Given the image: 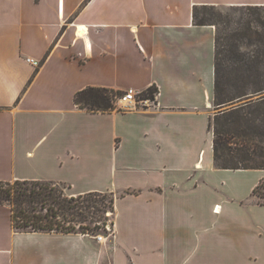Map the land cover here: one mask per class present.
Segmentation results:
<instances>
[{
	"label": "crops",
	"instance_id": "crops-1",
	"mask_svg": "<svg viewBox=\"0 0 264 264\" xmlns=\"http://www.w3.org/2000/svg\"><path fill=\"white\" fill-rule=\"evenodd\" d=\"M197 5L264 0H0V181L115 195L105 240L19 231L0 203V264H264V169L215 164L217 29ZM88 86L138 100L92 112Z\"/></svg>",
	"mask_w": 264,
	"mask_h": 264
},
{
	"label": "trees",
	"instance_id": "trees-1",
	"mask_svg": "<svg viewBox=\"0 0 264 264\" xmlns=\"http://www.w3.org/2000/svg\"><path fill=\"white\" fill-rule=\"evenodd\" d=\"M229 7L245 13L233 22L215 5H197L193 10L195 24L217 29L216 112L209 123L214 132V160L219 168L264 169V5ZM124 92L88 86L76 93L75 102L92 112L111 111L120 109L117 102ZM157 92L158 87L151 86L140 96L154 99ZM226 106L231 107L222 109ZM65 188L45 180L0 181V203L11 207L19 231L94 233L107 231L108 219L113 226L112 193L73 195L65 193ZM253 193L264 204V179Z\"/></svg>",
	"mask_w": 264,
	"mask_h": 264
},
{
	"label": "rangeland",
	"instance_id": "rangeland-1",
	"mask_svg": "<svg viewBox=\"0 0 264 264\" xmlns=\"http://www.w3.org/2000/svg\"><path fill=\"white\" fill-rule=\"evenodd\" d=\"M219 11H221V13L224 15V16H227L229 15V18H232V21L233 22H236L239 20L240 16L243 15L245 13V11L243 9H233L231 7H218ZM217 20V19H216ZM220 29L222 28V25L220 24L219 25ZM223 31V30H222ZM119 102V101H118ZM120 105V109L121 110H124V109H127V107L124 105L125 103H118ZM232 106V105H231ZM231 106H226L227 108L231 107ZM225 107H223L222 109H224ZM226 109V108H225ZM62 186L66 187L65 188V193L67 194H71V190H69L68 186L66 184H62ZM113 194V193H112ZM114 196V200H115V195L113 194ZM108 215H111V213L109 212ZM111 223V219H108L107 221V224ZM106 224V226H107ZM107 229V227H106ZM89 234H92V235H98V234H107L106 231L104 230H98L96 232H90Z\"/></svg>",
	"mask_w": 264,
	"mask_h": 264
},
{
	"label": "built area",
	"instance_id": "built-area-1",
	"mask_svg": "<svg viewBox=\"0 0 264 264\" xmlns=\"http://www.w3.org/2000/svg\"><path fill=\"white\" fill-rule=\"evenodd\" d=\"M27 61H29L30 63H32L35 66H40V64H41L40 60H36L34 58H31V57L27 58ZM137 100H138V92L135 91L134 89H129L128 91H125L121 97L118 98L119 102H117V104L118 103H125L124 105L126 107H128L130 103H135V102H137ZM117 106L120 107L119 104ZM106 227H107V232L111 233V231L113 229L112 223L107 224ZM107 235L108 234H98V235H96V237L98 240H105Z\"/></svg>",
	"mask_w": 264,
	"mask_h": 264
},
{
	"label": "water",
	"instance_id": "water-1",
	"mask_svg": "<svg viewBox=\"0 0 264 264\" xmlns=\"http://www.w3.org/2000/svg\"><path fill=\"white\" fill-rule=\"evenodd\" d=\"M225 108H227V107H225ZM225 108H224V109H225Z\"/></svg>",
	"mask_w": 264,
	"mask_h": 264
}]
</instances>
